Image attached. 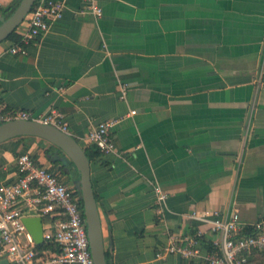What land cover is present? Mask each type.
<instances>
[{"label": "crops", "instance_id": "0c3cea01", "mask_svg": "<svg viewBox=\"0 0 264 264\" xmlns=\"http://www.w3.org/2000/svg\"><path fill=\"white\" fill-rule=\"evenodd\" d=\"M62 1V17L26 55L0 43V102L33 115L56 108L84 150L92 126L117 118L116 151L90 161L109 264H200L156 257L170 234L213 237L192 210L264 218V0H99L100 17L83 12L84 0ZM26 29L24 19L16 32ZM50 144L0 142V186L17 178L20 153L59 170ZM74 170L67 164L62 178L77 184ZM155 184L168 194L162 221ZM249 264H264V250Z\"/></svg>", "mask_w": 264, "mask_h": 264}, {"label": "built area", "instance_id": "2783aa9c", "mask_svg": "<svg viewBox=\"0 0 264 264\" xmlns=\"http://www.w3.org/2000/svg\"><path fill=\"white\" fill-rule=\"evenodd\" d=\"M84 1L83 12L95 17L102 15L99 0ZM63 8L62 0H37L25 17L27 29L19 35L18 42L10 44L7 52L26 55L28 47L37 45L49 25L62 17ZM119 88L120 98L124 99L128 85L122 84ZM14 119L49 124L70 134L68 122L54 107L44 114L33 115L27 110L7 108L0 102V124ZM117 122V118L100 121L87 133L88 141L101 155L116 151L110 135ZM15 163L17 178L0 186V261L5 259L8 264H95L79 187L66 182L60 170L38 164L28 153L17 155ZM152 189L156 219L162 221L168 194L157 184ZM27 211L42 218L46 248H37L29 234L23 222ZM190 218L207 225L213 237L203 239L201 229L184 239L170 234L156 254L157 258L176 255L188 262L198 260L200 264H249L253 252L264 250V218L245 224L236 210L222 217L218 210L212 209L192 210Z\"/></svg>", "mask_w": 264, "mask_h": 264}, {"label": "water", "instance_id": "95a60500", "mask_svg": "<svg viewBox=\"0 0 264 264\" xmlns=\"http://www.w3.org/2000/svg\"><path fill=\"white\" fill-rule=\"evenodd\" d=\"M37 0H20L5 18L0 15V43L7 40L10 34L24 21ZM16 136H35L59 147L78 171V182L82 195L83 212L91 257L95 264H108L103 243L97 200L90 179V160L85 150L71 134L55 126L42 124L33 120L14 119L0 124V142ZM23 222L35 243H42V218L39 216L24 217ZM0 264H8L3 259Z\"/></svg>", "mask_w": 264, "mask_h": 264}, {"label": "trees", "instance_id": "16d2710c", "mask_svg": "<svg viewBox=\"0 0 264 264\" xmlns=\"http://www.w3.org/2000/svg\"><path fill=\"white\" fill-rule=\"evenodd\" d=\"M19 1L20 0H14V3L8 9H6V10L0 9V13L5 18H7L10 15L11 10L14 9L18 5ZM19 38H20V36L17 34V32L15 30L10 34V36L7 38V40L11 41V43H16V42H18ZM46 152L49 156V159L52 161V163L54 165L58 166L59 170H64L66 168L67 164H72V162L66 157V155L63 153V151L59 147H57L53 144H50V147L46 150ZM85 152H86V155L90 161L93 160L94 158H96V156H98L100 154L99 150L95 146H91L89 149H86ZM74 171L76 173V176H78V171L76 169ZM194 233L195 232H193V234ZM47 246H48V244L46 242L36 244V247L39 249L46 248ZM105 254H106L107 263L109 264L110 255L107 251H105Z\"/></svg>", "mask_w": 264, "mask_h": 264}]
</instances>
